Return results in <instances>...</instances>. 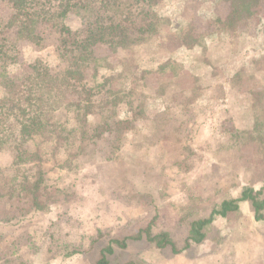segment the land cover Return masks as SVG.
Listing matches in <instances>:
<instances>
[{
  "label": "rangeland",
  "instance_id": "1",
  "mask_svg": "<svg viewBox=\"0 0 264 264\" xmlns=\"http://www.w3.org/2000/svg\"><path fill=\"white\" fill-rule=\"evenodd\" d=\"M260 7L249 26L231 33L215 21L226 11L220 0H161L157 12L164 20L157 30L162 35L114 60L122 74L114 88L126 90L115 110L129 122L113 126L112 138L96 145L88 139L80 143L79 128L78 139L68 141L64 152L54 153L50 141L40 143L47 160L43 156L41 191L23 189L31 163L14 171L4 147L0 167L6 176H17L24 192L20 198H0V264H94L110 240L136 236L157 212L153 227L181 248L188 234L177 222L179 215L207 216L213 204L241 197L247 188L264 191V151L255 143L242 147L238 139L253 128L254 104L264 108ZM7 14L2 5L1 18ZM189 24L216 32L188 49L181 38ZM38 33L44 38L40 44L19 43V61L11 68L19 76L36 59L59 67L56 35L46 26ZM102 48L98 56L106 54ZM168 60L174 64L159 73ZM172 70L177 74L170 75ZM60 117L59 122L68 118ZM14 134L1 133L3 146ZM240 147L250 152L242 154ZM203 231L200 244L179 254L171 246L157 250L143 236L130 239L124 249L115 246L108 259L110 264H264V220H255L250 201L216 217Z\"/></svg>",
  "mask_w": 264,
  "mask_h": 264
},
{
  "label": "trees",
  "instance_id": "2",
  "mask_svg": "<svg viewBox=\"0 0 264 264\" xmlns=\"http://www.w3.org/2000/svg\"><path fill=\"white\" fill-rule=\"evenodd\" d=\"M160 2L161 0H0V7L4 5L8 10L5 19L0 16V135L15 131V138L9 143L10 146H3L0 136V152L4 147L9 149L11 164L8 167L11 166L14 171L22 168L23 163H31L28 164L29 169L24 178L29 183L23 189L39 192L44 179L46 180V171H43L42 166L46 158L40 143L50 141L54 145V153L59 150L64 152L68 141L78 139L79 128L83 132L78 141L83 143L88 139L96 145L102 139L112 138L113 126L129 122L119 117L115 110L124 103L120 95L126 90L125 87L117 91L114 88L122 76L121 72L115 70L114 60L128 54L131 46L141 45L162 35L157 30L164 20L157 12ZM220 2L226 5V11L222 20L219 18L215 21H219L222 28L231 33L249 26L255 13L264 5V0ZM73 19L77 20L76 25L67 23ZM40 26L48 27L56 35L54 44L59 67L51 69L40 59H36L28 63V73L19 76L11 71L19 61V43L23 41L30 45L44 41L43 35L38 33ZM215 32L208 26L189 24L181 40L185 47L191 49L206 34L214 35ZM100 47L106 50L103 56L96 53ZM169 64L174 62L165 61L157 68L158 72L164 73ZM169 74L176 75L177 72L172 70ZM259 89L264 93V83L259 85ZM131 102L125 103L132 107ZM254 105L253 128L244 132L245 137L240 136L238 139L242 140V147L255 143L262 152L264 108L258 103L257 106ZM62 114H66L68 118L59 122ZM84 123L87 124L86 131ZM238 143H235L233 149H237ZM242 147L238 150L242 154L250 152V149ZM36 159L38 163L34 166L32 163ZM33 168H36V172H33ZM4 172L5 168L0 167V198H20V193L24 191L19 190L16 185L17 176H6ZM244 200L250 201L255 220L263 221L264 191L254 193L251 188H247L241 197L213 204L207 216L196 217L190 210L188 216L179 215L177 222L186 225L188 234L181 248H175L166 231L153 227L159 216L157 212L147 225L136 232V236L132 233L110 240L100 250L99 258L94 264H110L108 257L114 253L115 246L124 249L129 245L130 239L140 240L143 236L155 249L162 250L171 246L172 253L179 254L193 244H200L206 238L203 230L216 217H226L229 211L236 210L238 203Z\"/></svg>",
  "mask_w": 264,
  "mask_h": 264
}]
</instances>
